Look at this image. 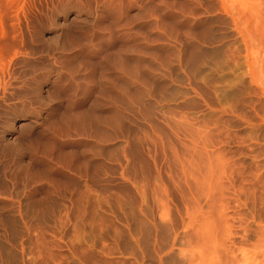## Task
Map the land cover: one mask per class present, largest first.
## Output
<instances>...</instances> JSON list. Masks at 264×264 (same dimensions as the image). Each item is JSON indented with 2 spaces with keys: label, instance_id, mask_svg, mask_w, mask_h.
<instances>
[{
  "label": "bare ground",
  "instance_id": "obj_1",
  "mask_svg": "<svg viewBox=\"0 0 264 264\" xmlns=\"http://www.w3.org/2000/svg\"><path fill=\"white\" fill-rule=\"evenodd\" d=\"M102 2V18L141 6L156 13L155 55L183 80L181 97L196 110L154 103L144 94L142 81L164 79L163 62L159 74L138 66L129 78L112 73L133 92L131 117L115 105L101 134L97 127L96 135L76 133L85 136L61 143L55 155L34 151L31 166L3 162L0 264H264V0ZM47 9L45 0H0L2 105L21 93L18 64L27 60L28 34L35 33L29 28L40 26ZM124 20L109 23L100 42L136 31ZM166 22L175 33L164 31ZM97 28L102 33L106 27L101 22ZM118 46L142 52L135 40ZM74 123L84 128L77 127L80 119ZM50 135L58 140V133Z\"/></svg>",
  "mask_w": 264,
  "mask_h": 264
},
{
  "label": "rangeland",
  "instance_id": "obj_2",
  "mask_svg": "<svg viewBox=\"0 0 264 264\" xmlns=\"http://www.w3.org/2000/svg\"><path fill=\"white\" fill-rule=\"evenodd\" d=\"M47 1H50V0H45L46 8H48V9H47V12H45L46 16H44V20H43L44 22L42 21L40 26L38 25V28L35 27V29H32V26L29 28V30L31 31L29 33L35 32L32 35L28 34L29 35L28 36L29 37V39H28L29 43L27 42L28 49H27V47H25V51H24L25 52L24 57L29 61L23 60L22 64L21 63L18 64V66H19L18 71L20 72L19 75L21 77L20 81L22 79L24 80V82H22L24 85L23 84H22L23 86L21 85L22 86V87H20L21 91H19L21 93L15 92L13 90L15 92V94H13L14 96L12 95V97H10L8 99V101L10 99L13 101H11V100H10L11 102L10 101L9 102L4 101L3 105H2V103H0V107H1L0 109L1 110L6 109L5 111L0 110V135H1L0 136V160L3 159L2 161H0V171H1V168L3 166V162L6 163L9 160L14 161L17 159L18 161L16 160V161H14V163L15 162L19 163V164H21V166L25 163L24 164L25 166H31L32 157H30V156L35 154L34 151L35 152L37 151L36 153H40V152L45 153V152H49V150H50V152H53L52 155H55V152L57 151L58 146L61 143H63V142L79 143L82 140V136H85V135L81 136L80 134L78 135L76 133H79V132L82 133L83 131H85V132H83L84 134H86V135L90 134L91 135L92 132H94L93 129L95 130V128L97 127L98 130L96 129L97 132L95 130V133L99 134V132H100V134H101L102 128L106 127V128H104V130H105V129H107V127H109V124H107V123L110 120L109 118L111 116H114V114H115V111H113L115 109V105H116V108L121 107L122 109H120V108L119 109L123 110L124 113L126 114V116L128 115L129 117H131V115L134 112V109H132V105L136 104V101L132 99L133 98V95H132L133 92L128 87L122 86L119 84L118 81L114 80L113 75L114 74H119V75L122 74L121 76L124 77L126 74L127 78H129L130 73L134 72L133 68L134 67L136 68L137 66L138 67L136 69L140 70L141 72L142 71L146 72L145 69H147L148 71L146 73H150L151 71H156V72L160 71L161 69L159 70L158 67H160V66L158 65V63H160V64L162 62L164 63V64H162L163 67L161 66L162 69L164 68V71H165L162 73V75L164 74L163 75L164 79H160V81L157 84L156 83L152 84L150 82L146 83V81H142L143 83L145 82L142 85L144 87H146V89L143 87L142 91L144 92V94L146 93L148 99L150 98L151 101L154 100L153 101L154 103L156 102V103L163 104V105L167 104L169 106H172L173 104H176L177 102H178V104L182 103L183 104L182 105L183 111H187V110L190 111V109H191V111L196 110L195 106L192 102H190L186 99H183L181 97L182 96V89L181 88H182V85L184 84L183 80L180 78L179 75H177V74H176L177 76L174 75L175 74V73H173L174 71L168 69L167 64L164 61L160 62V60H158V58L155 55V50H156L157 44H155L154 36H152V35H154L155 31L153 32V30H151V29H156L158 27H157V24L152 22V20H154L153 18L156 16V13L154 11L149 10L148 8L146 9L145 8L146 6H141L140 8H130L129 10H127L125 12L124 11L123 12L122 11L116 12L117 14L115 12L109 13L107 15L104 14L106 17L102 18L101 17V15L103 14L101 12L102 11L101 9L103 7L102 0H96L99 2H96L95 0H93L94 3H91V2H93L92 0L91 1L90 0L89 1L88 0H57V1L52 0L51 2H47ZM100 2H102V3H100ZM98 3L102 4V5H99ZM148 3L149 2H147V7L149 6ZM51 4H53L54 6ZM91 4H93V7ZM87 5H89L91 8ZM96 5H98L99 8ZM83 6H85V7H83ZM94 7H96V8H94ZM51 9L52 10L54 9V10L51 11ZM91 9L94 10V13H93L94 16L92 14ZM145 12H148V13L150 12V14H147ZM53 13L55 15H52ZM114 13H115V17H117L116 15H118V13H120L119 14L120 16H118L120 18V20H118V17L115 20ZM47 14H48V16H47ZM145 15L152 16V17H149V19L151 21H148L149 19L146 20ZM124 19H126L128 21L127 23L130 22L129 23V24H131L130 26L133 25L134 29H136V31L134 30V32H132V34L126 35L125 38H122L123 40L122 39L115 40V39L109 38L108 41H107V39L106 40L104 39L103 42H100L101 36L105 37V38L108 37V35H106V34H108L107 32L109 31V28L112 27V25L109 23H116V21L119 23L122 21V23H123ZM126 20H124V21L126 22ZM146 21H148V22H146ZM101 22H103V24L106 27L105 30L103 31L104 33L101 31L103 34L100 33V31H98V28H97V25ZM134 22H137V23H134ZM106 23L109 24L110 26L106 25ZM94 27H96V29ZM164 27H166V28H164V31L167 34L175 33V31H174L175 28L172 26L171 23L166 22ZM169 28H171V29H169ZM85 29H87V30L84 31ZM90 29H91V31H90ZM84 32H86V34L87 33H89V34L85 35ZM97 32L99 33V35ZM150 32H151V35H150ZM32 36L34 38H32ZM30 38H32V40ZM91 39H92V41H91ZM33 40H34V42H33ZM128 40L129 41L135 40L136 46L141 45V48H142L141 51L142 52L137 53V54L136 53H134V54L130 53L132 48H129V49L127 48L126 50L125 49L120 50L119 46H118V45H120V42L121 41L128 42ZM39 42H41V43H39ZM91 42H93L94 44L96 43L95 46L97 48H94L95 46L93 43H92L93 45L90 44ZM151 42H153V44ZM42 43H44V44H42ZM24 44H26V43H24ZM37 44H39V45H37ZM97 44L98 45L100 44V46H98ZM144 44L146 47L144 46ZM148 46H149V48H148ZM98 47H100V48H98ZM31 48L34 51H32ZM135 49H138V47H135ZM31 51H32V53H31ZM55 53L58 55H56ZM29 54H31V55H29ZM25 55H27V56H25ZM57 56H59V58ZM35 61H36V63H35ZM24 62H25V64H24ZM52 62H53V68L51 66ZM55 62H56V64H55ZM38 66L40 67L39 70H38V68H39ZM118 67H121V68H118ZM141 68H142V70H141ZM156 68H157V70H155ZM30 69H32V70H30ZM34 70L36 71V73ZM117 70H118V72H117ZM26 72H27V74H26ZM156 72H155V75H157ZM43 73H45V74H43ZM112 73H114V74H112ZM24 74H25V77H28V78H25ZM31 74H33L34 76L36 74V76L35 77L31 76ZM39 74H41V76ZM158 74H159V72H158ZM160 74H161V72H160ZM49 76H50V78H49ZM26 79H28L27 82H26ZM56 79L58 81H56ZM52 80H54L55 82ZM170 80H171V82H170ZM39 81H41L43 83L42 84L43 90L41 91L42 97L39 98L40 100L38 99V95H39L38 86L41 85V82H39ZM173 81H174V83H173ZM28 83H31V84H29V87L27 86ZM32 83H35V84L37 83V84H36V86L33 84V86H32L33 88H32L31 87ZM167 83H171V84H167ZM173 84H175L176 86H172ZM25 85H26V87H25ZM47 85L49 86V88ZM56 85H59V87H57ZM178 85H180V86H178ZM60 86H61V88H60ZM149 86H150V88H149ZM165 87H166V89H165ZM46 88H47V90H46ZM27 89H29V90H27ZM22 90L25 93H27L26 96L24 95L25 94L24 92L22 94ZM51 90H53V91H51ZM174 90H175V92H174ZM30 92H34V93H31L32 94L31 95V94H29ZM18 94H19V98L21 100H19ZM20 94H21V96H20ZM148 94H149V96H148ZM28 95H30L31 98ZM162 95H163V97H162ZM23 100H25L24 103H22ZM32 101L35 102L36 105L35 104L33 105ZM15 103H18V104H15ZM25 103H28L29 106ZM30 103H32V106ZM41 104H42V106H40ZM22 105L25 107H29V108L27 109L25 107H22ZM44 105H45V107H44ZM139 106L137 108H139V110L141 111L143 109V107L142 106L139 107ZM30 107L32 109H34L35 107L36 108H35V110H32ZM40 107H41V109H40ZM193 107H194V109H193ZM37 108H39V109H37ZM8 109H11V110H8ZM7 110L9 111V113H7L8 112ZM38 112L40 115L38 114ZM141 113H142V111L140 112V114ZM12 119L16 120V124H15L16 127L13 126L12 124L8 123ZM74 119L75 120L76 119L81 120L82 124L80 126H77L80 128L82 126L84 127V128L82 127L83 129H80L81 131H78L75 128V125H74L75 120ZM88 122H89V124H88ZM7 124H8V126H7ZM31 124H33V125H31ZM102 124L104 127L102 126ZM23 125H25V126L23 127ZM85 126L87 127V129H85ZM88 128H90V130ZM51 129H53V130H51ZM88 130L91 133L87 132ZM76 131H78V132H76ZM39 132H41V133H39ZM8 133H10V135H11V137L9 139H7V137H6V135ZM42 133L44 136L42 135ZM52 133H53V135L54 134L57 135V133H58V140L55 142L50 140V138L48 139L50 134H51L50 137L52 136ZM63 133H65L66 137ZM95 133H93L92 135H94ZM45 134H47L48 136H46ZM74 135L77 137L75 138ZM60 137H62V138H60ZM43 139H45V140H43ZM67 140H69V141H67ZM44 145H45V147H44ZM3 148H4V150H3ZM53 149H54V151H53ZM4 151H5V153H3ZM23 151H25V154ZM15 153H16V155H15ZM19 153L21 155H19ZM5 154H7V155H5ZM9 158H11V159H9ZM4 160H6V161H4Z\"/></svg>",
  "mask_w": 264,
  "mask_h": 264
}]
</instances>
